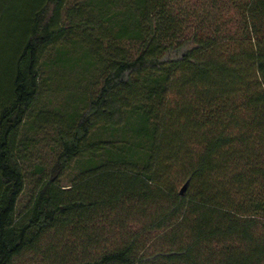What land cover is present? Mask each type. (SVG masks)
Returning a JSON list of instances; mask_svg holds the SVG:
<instances>
[{
    "label": "trees",
    "instance_id": "1",
    "mask_svg": "<svg viewBox=\"0 0 264 264\" xmlns=\"http://www.w3.org/2000/svg\"><path fill=\"white\" fill-rule=\"evenodd\" d=\"M26 5L0 58V264H264V0Z\"/></svg>",
    "mask_w": 264,
    "mask_h": 264
},
{
    "label": "rangeland",
    "instance_id": "2",
    "mask_svg": "<svg viewBox=\"0 0 264 264\" xmlns=\"http://www.w3.org/2000/svg\"><path fill=\"white\" fill-rule=\"evenodd\" d=\"M28 0H0V5L1 3H3V6L4 7H0V15L3 14L4 12H6L5 14H7V16H9V20L7 23H5V26H3L1 29H0V33H2V35H5L6 32L8 30H11V35L10 37L7 39L8 41V46L5 47V46H1L0 45V58H2L4 64L7 63V58L8 56L12 53L11 49H9V44L10 42L13 40V38H15L16 35H13V32H15L16 30V23L14 22V19L16 18H22L23 16H26L27 13L29 12L27 10V5H26V2ZM6 6V7H5ZM16 33V32H15ZM37 110V109H36ZM36 113V112H35ZM42 136H40L39 134L35 135L34 136V141H38L41 139ZM33 141V143H35ZM41 142V141H40ZM32 144V143H31ZM39 147H33L32 145H30V151H29V161H28V164L25 166L26 167V175H28V179H31L32 177V170H33V163H38L40 161V159L38 157H41V151L39 150ZM50 149L48 147L45 148V151L44 153L46 154V156H48V151ZM47 161V160H45ZM47 169L49 171V166H50V163H49V160L47 161ZM52 178H56L55 174H53L51 176ZM27 186V190L29 188V184L26 185ZM27 193H23L20 197V200H19V206L21 207L24 203L27 202V195H25ZM23 260V259H21ZM29 262H26V264H32L31 261L29 259H27ZM26 260V261H27ZM15 264H25L24 262H21L20 260H16Z\"/></svg>",
    "mask_w": 264,
    "mask_h": 264
},
{
    "label": "water",
    "instance_id": "3",
    "mask_svg": "<svg viewBox=\"0 0 264 264\" xmlns=\"http://www.w3.org/2000/svg\"><path fill=\"white\" fill-rule=\"evenodd\" d=\"M187 186H188V184L185 183V184L183 185V187L181 188V193H182V194L186 191Z\"/></svg>",
    "mask_w": 264,
    "mask_h": 264
}]
</instances>
